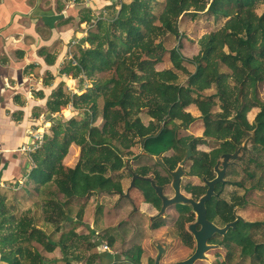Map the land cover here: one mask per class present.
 Instances as JSON below:
<instances>
[{"label": "trees", "instance_id": "16d2710c", "mask_svg": "<svg viewBox=\"0 0 264 264\" xmlns=\"http://www.w3.org/2000/svg\"><path fill=\"white\" fill-rule=\"evenodd\" d=\"M117 5L119 8L113 7L111 15L92 24L82 42L79 40L73 48L75 63H67L62 69L72 76L83 74L88 79V87L80 94L82 104L73 101L74 108L82 112L78 116L73 113L64 121L52 122L41 146L30 153L32 166L24 183L32 185L25 189L30 206L20 207L17 199L9 201L6 191L0 190V259L7 264H45L42 251L52 252L56 247L67 253L90 249V238L76 231L83 208L74 205V201L98 188L123 191V174L113 179L110 173L119 172L124 166V138L140 142L142 152L147 154H163L170 149L181 152L170 159L163 157L173 168L183 153L177 121L188 125L196 119L186 110L191 104L200 111L199 117L205 123L211 121L218 129L222 127V133L214 135V140L219 141L217 147L208 155L199 154L193 174L212 178L218 156L233 152L252 130L254 143L248 162L260 165L256 155L264 154V101L257 96V86L264 81V0H119ZM185 12L192 15L203 12L221 25L200 37L196 56L185 57L175 46L168 51L171 67L158 70L157 64L166 51L163 38L174 31L172 17ZM183 63L193 64L195 70L187 71ZM220 64L228 73L220 71ZM178 73L187 75L185 85L177 82ZM222 74L231 86L228 91L219 85ZM202 78L215 83L217 91L204 96L192 85ZM70 98L60 84L46 104L50 112H56L65 107ZM216 105L220 111L213 112ZM142 106L154 119L148 125L139 116H132L134 109L141 110ZM253 107L258 111L249 123L246 114ZM72 143L80 147L79 157L73 168H64L63 159ZM108 164V168H103ZM136 172L147 175V168L140 167ZM255 174L246 169L248 180L253 181ZM154 175L158 185L169 181V176ZM138 182L144 183L149 190H144V197L135 190V201H148L158 206L149 183ZM227 182L216 184L219 198L211 200L210 218L219 224L231 221L233 208L246 203L243 196L239 198L235 194L230 200L221 197ZM232 183L244 186L242 181ZM258 187H261V179L248 189ZM57 194H62V199ZM98 210L100 213V206ZM72 216L77 220L70 221L68 218ZM240 225V230L230 228L226 232L220 240L221 245L226 249L233 245L240 249L242 256L264 264V242L253 239L250 232L253 228L264 230V221H241ZM101 226L97 218L92 232ZM83 244L87 246L84 248ZM226 252L228 258L230 253ZM141 256L142 249L137 246L131 263L141 264ZM218 259L210 264H223Z\"/></svg>", "mask_w": 264, "mask_h": 264}, {"label": "rangeland", "instance_id": "374dc122", "mask_svg": "<svg viewBox=\"0 0 264 264\" xmlns=\"http://www.w3.org/2000/svg\"><path fill=\"white\" fill-rule=\"evenodd\" d=\"M190 1L193 2L194 0ZM118 2L119 0H116L114 1V5L108 4V6H106V14L111 15L114 12L113 7L118 9V7L115 6V4ZM258 11H261V9L259 8ZM192 14L193 13L191 12H185L172 17L171 23L172 29H174V31L168 32L163 38V45L166 51L163 54V60L157 64L158 70L171 67L172 62L169 60L168 51L175 46L178 47L180 53L185 57L192 58L196 56L199 53L198 40L200 37L221 25L220 21L216 22L212 17L207 16L203 12H199L195 15ZM212 63L213 61L210 62L209 66H211ZM183 65L189 72H193L195 70L194 65L191 63H183ZM219 69L222 72L228 73V69L222 64H220ZM222 75L224 77L220 79ZM222 75L218 79L219 85L222 89L228 91L231 89V86L229 84L228 78L225 77L224 74ZM187 79V75L178 73V83L185 85L188 81ZM86 81L88 82V79ZM192 85L197 87L204 96L215 93L218 89L215 83L209 82L208 79L204 78L195 80ZM84 87L85 86H83V88ZM257 96L259 99L264 101V81L258 83ZM231 100L232 103H234L235 94L232 95ZM82 101L83 100L80 95L75 98L77 105L82 104ZM137 101L140 105H142L140 99H137ZM98 106L101 108V102L98 103ZM64 108L66 107H63V109ZM186 110L196 117V119L188 125L181 124L180 121H177V134L181 137V143H185L191 139V137H194V139L198 138L199 140L194 141L196 144L195 153L197 155L200 153H206L207 155L210 154L219 143V141L214 140V135H217V133L221 134L222 127L218 129L211 121L205 123V121L199 117L200 111L194 104L186 107ZM216 111H220L218 105L213 108V112ZM257 111V107H253L251 110L247 111L246 119L249 123L253 121ZM79 112H82V109H75L74 115L78 116ZM69 114L70 113L68 111L63 110L52 112L51 115H48L49 118L45 119L48 120L49 123L42 125V128L39 131L44 129V134H48L50 132L52 117L59 120L61 119L60 121H64L68 119ZM132 116H139L145 125H148L149 122L154 121L153 118L146 114V108L143 106L141 110L134 109ZM99 121L100 119L97 121V123H99ZM223 124L224 122H221L220 125L223 126ZM45 126L49 127L48 132L46 131V128H44ZM250 135H248V137H250ZM123 143L126 144V147L122 148L123 168L119 172L109 171L107 173L111 172L110 174L113 179H117L120 174H123L121 183L123 185L124 191L127 188V183L129 180V177L124 170L127 164L132 169H139L140 167L145 166L147 168V175L162 173L161 168L155 163L153 159L146 158L142 154L140 142L137 140L131 141L128 138H124ZM252 145L253 143L249 142L247 149L242 152L239 158L234 160L229 159L231 163L227 166L225 174V179L228 182L223 187L221 197L226 200H230L233 194L237 195L239 198L243 196V198L246 200V203L237 207V213L242 217V221L262 222L264 221V154L259 153L256 155V159L258 162H260V165H257L256 162H248V156L251 153L250 150L252 149ZM70 146L71 147H69L67 152L68 154L73 152L72 147H76L78 153L80 152V147L75 143H72ZM114 161L117 162L116 159H114ZM196 165L197 164L195 160H189L184 165L185 171L190 169V174L194 175L190 177H183L181 179L183 188L182 191L184 193L189 192L190 190L188 187L184 189V185L186 183H189L190 181H196L199 183L198 178L195 177V174L192 172L195 168L194 166ZM108 167L109 164L107 166L105 165L103 168ZM246 169L256 173L253 181L248 180ZM259 179H261V187L248 189L252 184H256ZM232 181H242L244 182V186L236 185L232 183ZM20 187L18 186V188ZM145 187L149 190L148 186ZM25 189H27V187H23L16 192L14 190H5L8 195V200L12 201L17 199L18 205L20 207H26L29 205L30 201H28L26 197L28 191ZM166 193L170 194L171 189L167 188ZM43 196L48 197V194H43ZM57 196L61 199L63 197L62 194H57ZM75 202L78 203L77 205L82 206L84 212V222L80 223L81 225L78 229V232L90 238V241L92 242V246H89L90 249H84V251H102L105 246L110 247L113 245V247L115 246L114 249L123 255V258H121L120 261H117V264H132L131 255L137 246L141 247L142 249L141 264H150L157 254V249L155 248L154 243L158 241L161 242L165 247V251H163V254L160 258V264H170L174 261L184 259L193 252L191 251L192 244H187L184 240H182L180 236L177 235V230L173 228V221L176 217V213L172 205L166 209L164 216L161 215L153 219V224L150 226L148 213L150 210H153L150 208V206L144 205L142 202L140 204V210L135 211L130 206L127 198L119 197L118 195H112L110 192H108V190H102L100 188V190L92 191L86 197L78 200L76 199ZM99 206L101 207L100 213L98 210ZM104 208L106 209L105 212L103 211ZM104 213L106 220L104 219ZM153 213H155V210H153ZM99 214H101V217H99ZM118 214H120L118 216V220L114 222V218ZM126 217H130L131 220H126ZM97 218H100L102 226L95 233H93V230L91 229L95 227ZM241 227L242 225H237L239 230ZM262 231H264L262 227L257 229L253 228L250 230L253 239L264 242V232L262 233ZM113 238L115 240H113ZM220 240V238H216L209 241V243L216 246L205 252V259H198L194 262V264H210L215 258H219L218 260L223 264H263V262L258 259L242 256L240 249L234 247L233 245L232 248H224L221 245ZM88 244H90V242ZM84 245L85 244H83V247L85 248L87 245ZM226 251H229L230 253L228 258H226L225 255V253H227Z\"/></svg>", "mask_w": 264, "mask_h": 264}, {"label": "crops", "instance_id": "0c3cea01", "mask_svg": "<svg viewBox=\"0 0 264 264\" xmlns=\"http://www.w3.org/2000/svg\"><path fill=\"white\" fill-rule=\"evenodd\" d=\"M114 1L0 0L1 191L16 192L23 187L31 188V184H24L32 166L31 157L20 148L33 143L31 132L49 123L45 119L52 112L46 103L60 84L63 91L70 94L69 103L72 104L71 109L66 105L60 110L68 111V117L75 112L73 99L75 101L87 89L88 82L83 74L72 76L62 69L67 63H73L75 44L79 40L82 42L95 20L108 16L106 6L114 5ZM115 6L119 8V5ZM55 121L52 117V122ZM44 128L48 132L49 127ZM72 148L73 152L67 153L63 159L64 168H73L78 160L79 153L76 147ZM142 154L153 159L144 152ZM77 204L74 201V205ZM29 206L30 203L24 208ZM152 213L153 210H150L148 215ZM68 219L77 220V217ZM79 221L84 222V212ZM80 225L76 228L77 232ZM114 247L105 246L102 251L78 250L68 253L56 247L52 252L42 251V254L45 264H117L123 255ZM0 264L7 263L0 259Z\"/></svg>", "mask_w": 264, "mask_h": 264}, {"label": "water", "instance_id": "95a60500", "mask_svg": "<svg viewBox=\"0 0 264 264\" xmlns=\"http://www.w3.org/2000/svg\"><path fill=\"white\" fill-rule=\"evenodd\" d=\"M249 142L254 143L253 130L251 131L250 137L246 138L240 146L234 149L233 152L223 153L218 157V159L214 164V171L216 172V176L210 180L204 178V182L207 185V190L198 200H194L193 198L186 196L180 190V179L183 175L186 176V172L183 169V164L191 155L189 145H187L186 156L179 162L177 167L174 170H171L169 168L166 169L172 177V180L170 182V186L174 190V194L172 197L165 196L163 193V186L155 184L154 180L150 176H140L137 175L135 172H132L130 187L135 185V179L146 180L150 183L151 187L154 189L157 197H159L162 200V206L159 212L154 215H150L149 216L150 221H152L158 216L163 215L165 212V208L171 204L189 203L192 206L193 210L196 212V216H197L196 223L191 224L189 226L190 231H192L194 234L195 249L188 257L174 261L170 264H194V262L198 259H205L206 258L205 252L216 246V245L208 244L207 243L208 238L215 232L219 234H225V232L228 231L230 228L233 229L235 227V223L237 220L239 219L242 220V217L240 215H237L235 220L226 223L222 227H219L206 218L205 202L209 200L212 197V195L215 194L214 186L217 183L224 182V175L226 172V168L231 163L229 159L234 160L239 158L242 152L247 149ZM144 154L147 153L144 152ZM147 155L152 157L156 163L166 167L161 154L158 155L147 154ZM125 168H127V165ZM130 187L126 189V193L124 194V196H128ZM97 190H100V188H98ZM196 225H199L200 228H196ZM155 246L157 247L158 251L154 258L153 263L150 264H160V258L163 254L164 245L158 241L155 243Z\"/></svg>", "mask_w": 264, "mask_h": 264}, {"label": "flooded vegetation", "instance_id": "af4514ba", "mask_svg": "<svg viewBox=\"0 0 264 264\" xmlns=\"http://www.w3.org/2000/svg\"><path fill=\"white\" fill-rule=\"evenodd\" d=\"M178 138L179 139H181V137L180 136H178ZM196 139H194V137H191V139H189L188 141H186L185 143H181L180 144V148L183 150V153H182V156H181V158H180V160H178L177 161V163L175 164V166L173 167V168H170L169 166H168V164H166L165 162V166L166 167H164V166H162V165H160V164H158V163H156V164H158V166L161 168V170H162V173H159V175H161V176H164V177H166V178H168L167 176H169V181H167V182H165V183H163V184H161L160 186H163V193H164V195L165 196H167V197H172L173 196V194H174V190H173V188L170 186V182H171V180H172V177H171V175H170V173H168V171L166 170L167 168H169V169H171V170H174L176 167H177V165L179 164V162L186 156V153H187V145H189V149H190V152H191V155L189 156V158L186 160V162L187 161H194L195 159H198V158H200L199 157V155H197L196 153H195V149H196V144L194 143V141H195ZM168 151H170V152H168ZM168 151H166V152H164L163 154H162V159H163V157L164 158H168V159H170V158H172L173 156H178L179 155V153H181V152H178L177 153V151L175 150V149H170V150H168ZM168 152V153H167ZM223 154V153H222ZM164 161V160H163ZM185 162V163H186ZM185 163L183 164V169H184V165H185ZM124 170H125V172L127 173V175H128V177H129V180H128V183H127V188L128 187H130V184H131V179H132V172H135L137 175H140V176H150L153 180H154V177H155V173L154 174H150V175H143V174H141V173H137L136 172V169H132L131 167H129V165L127 164V168H124ZM184 171H185V169H184ZM212 171H213V176H212V178H210V179H213L215 176H216V172L214 171V166H213V168H212ZM186 172V176H182L181 177V179L183 178V177H190V176H194V175H192V174H190V169L188 170V171H185ZM225 174H226V172H225ZM195 177H197L198 178V181H199V183H197L196 181H190L189 183H186L185 185H184V189H186L187 187L190 189L189 190V192H183L182 191V180L180 179V190H181V192L183 193V194H185L186 196H188V197H191V198H193L194 200H198L205 192H206V190H207V185L205 184V182H204V178H206L205 176H203V175H198V174H195ZM206 179H208V178H206ZM210 179H208V180H210ZM138 181H146V180H142V179H135V185L134 186H132V187H130L129 188V193H128V196H124V194L126 193V189H125V191H124V189H123V191L122 192H114V191H111V190H108V192H110L112 195H118L119 197H123V198H127L128 199V201H129V204H130V206L132 207V209L133 210H135V211H139L140 210V208H141V206H140V204L142 203L141 201L139 202V203H137L136 201H135V199H134V193H132V192H134L135 190L136 191H139L140 192V194H141V196L142 197H144L145 196V193H144V190H146V187H145V184L144 183H139ZM225 181H227L226 179H225V175H224V182ZM138 182V183H137ZM146 182H148V181H146ZM154 182H155V180H154ZM149 183V182H148ZM223 183V182H222ZM155 184H156V182H155ZM149 185H150V183H149ZM158 185V184H157ZM151 186V185H150ZM205 186V187H204ZM216 186V185H215ZM215 186H214V195H212V197L209 199V200H207L206 202H205V208H206V218L209 220V221H211V222H213L214 224H216L217 226H219V227H222V226H224L226 223H228V222H231V221H233V220H235L236 219V217H237V215H238V213H237V207L238 206H235L234 208H233V210H232V214H233V216H234V218L231 220V221H228V222H225L224 224H219V223H217L216 221H214V220H212V218H210V214L213 212V204H212V199L214 198L215 200L216 199H218L219 198V196H218V194L216 193V190H215ZM152 188V187H151ZM167 188H169V189H171V193L170 194H168V193H166V190H167ZM204 188V191H202V189ZM153 189V188H152ZM202 191V192H201ZM153 196H155L157 199H158V202H159V204H158V206H155L154 204H152L151 202H148V201H143V203H147L148 204V206H150V208H152L153 210H155V213H158L159 212V210H160V208H161V206H162V200L159 198V197H157V195L155 194V191H154V189H153ZM152 196V197H153ZM114 205V204H113ZM172 206H173V208L175 209V213H176V217H175V219H174V221H173V228H175L176 230H177V235H179L180 236V238L182 239V240H184L187 244L189 243V244H192V248H191V251H194V249H195V239H194V234H193V232L192 231H190V229H189V226L191 225V224H194V223H196V220H197V216H196V212L193 210V208H192V206L189 204V203H186V204H182V203H180V204H171ZM171 205H169V206H171ZM169 206H167L166 208H165V211H166V209L169 207ZM180 210H182V211H180ZM155 213H153V214H150V215H154ZM164 214H165V212H164ZM164 214H163V216H164ZM150 215H148V217L150 216ZM126 220H131V218L130 217H126ZM241 219H239V220H237L236 221V223H235V227L233 228V229H236L237 228V225L239 224L240 225V223H241ZM153 224V220L152 221H150V226ZM196 228H200V226L199 225H196ZM227 232V231H226ZM226 232H225V234H226ZM225 234H219V233H213L209 238H208V240H207V243L208 244H211V243H209V241H211V240H213V239H216V238H222ZM155 244V243H154ZM155 246V245H154ZM155 248L157 249V247L155 246ZM158 251V250H157ZM163 251H165V247H164V250ZM153 261H154V259L151 261V263H153Z\"/></svg>", "mask_w": 264, "mask_h": 264}, {"label": "built area", "instance_id": "2783aa9c", "mask_svg": "<svg viewBox=\"0 0 264 264\" xmlns=\"http://www.w3.org/2000/svg\"><path fill=\"white\" fill-rule=\"evenodd\" d=\"M73 63H75V61L73 60ZM68 109L72 108V104L68 103L67 104ZM40 129H35L33 132H31V138L33 140L32 144H26L24 146H22L20 148L21 151H24L26 153H31L32 151H34L35 149H37L38 147L41 146L42 142H43V136L45 133V130L42 129V131H39Z\"/></svg>", "mask_w": 264, "mask_h": 264}]
</instances>
